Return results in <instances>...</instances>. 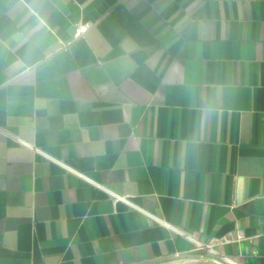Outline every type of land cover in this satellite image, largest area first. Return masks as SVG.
Returning <instances> with one entry per match:
<instances>
[{
    "label": "crops",
    "instance_id": "obj_1",
    "mask_svg": "<svg viewBox=\"0 0 264 264\" xmlns=\"http://www.w3.org/2000/svg\"><path fill=\"white\" fill-rule=\"evenodd\" d=\"M190 258L264 264V0H0V264Z\"/></svg>",
    "mask_w": 264,
    "mask_h": 264
},
{
    "label": "built area",
    "instance_id": "obj_2",
    "mask_svg": "<svg viewBox=\"0 0 264 264\" xmlns=\"http://www.w3.org/2000/svg\"><path fill=\"white\" fill-rule=\"evenodd\" d=\"M94 24L90 21H80L77 22L74 27H75V32H74V40L83 38L87 32L92 28ZM124 200L121 196H116V200Z\"/></svg>",
    "mask_w": 264,
    "mask_h": 264
},
{
    "label": "rangeland",
    "instance_id": "obj_3",
    "mask_svg": "<svg viewBox=\"0 0 264 264\" xmlns=\"http://www.w3.org/2000/svg\"><path fill=\"white\" fill-rule=\"evenodd\" d=\"M158 264H218V263L217 262L215 263L214 261L208 259L190 258V259L169 260Z\"/></svg>",
    "mask_w": 264,
    "mask_h": 264
}]
</instances>
